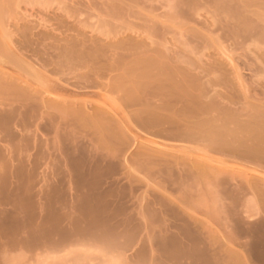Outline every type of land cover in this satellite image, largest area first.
<instances>
[{"label":"rangeland","instance_id":"374dc122","mask_svg":"<svg viewBox=\"0 0 264 264\" xmlns=\"http://www.w3.org/2000/svg\"><path fill=\"white\" fill-rule=\"evenodd\" d=\"M0 76V264H264V0H0Z\"/></svg>","mask_w":264,"mask_h":264},{"label":"bare ground","instance_id":"6f19581e","mask_svg":"<svg viewBox=\"0 0 264 264\" xmlns=\"http://www.w3.org/2000/svg\"><path fill=\"white\" fill-rule=\"evenodd\" d=\"M134 1V0H133ZM122 3H123V1H122ZM221 7H223V6H221ZM111 8V7H110ZM110 8H107V10L108 9H110ZM115 8L116 9H119V8H117V6H115ZM112 9H114V8H111V10ZM111 10H108V14H111V13H113ZM115 11V10H114ZM116 11H118V10H116ZM115 11V12H116ZM220 12V11H219ZM69 14H70V12H68ZM31 16V15H30ZM43 19V18H42ZM41 20V19H40ZM214 21V20H213ZM215 22H218V20H216L215 19ZM213 22H211L210 24L211 25H215L216 26V23H213ZM220 23V22H219ZM218 24V23H217ZM220 25V24H219ZM123 43V42H122ZM124 44V43H123ZM126 45H130V44H126ZM10 48V47H9ZM12 48V47H11ZM71 50V49H70ZM72 52V51H71ZM70 52V53H71ZM82 52V51H81ZM73 53H74V51H73ZM76 53V52H75ZM226 55L228 54V53H225ZM73 55H77V54H72L71 55V57L73 56ZM145 55V54H144ZM77 56H82V55H77ZM229 56V55H228ZM145 57H146V55H145ZM150 57V56H149ZM156 57H158V56H155V58L154 59H156ZM231 58H232V56H230ZM73 58V57H72ZM229 58V57H228ZM143 59V58H142ZM151 59V58H150ZM153 60V59H152ZM159 59H157V61H158ZM231 60H233V59H231ZM159 62H162V61H159ZM137 63V61H135V65H137L136 64ZM231 64H233V63H231ZM139 65H141V64H139ZM144 65H146V62H144ZM157 65H160V64H157ZM162 65H164V62H163V64ZM142 66V65H141ZM237 66V65H236ZM147 67V66H146ZM159 66H157V68H158ZM171 67V66H170ZM238 67V66H237ZM143 68V67H142ZM160 68L161 67H159L158 69L160 70ZM236 67H234V69H235ZM143 69H145V68H143ZM142 69V70H143ZM163 69V68H162ZM141 70V71H142ZM216 70V69H215ZM239 71V70H238ZM161 71H159V73H160ZM165 71H163L162 73H164ZM168 72V71H167ZM176 72V71H175ZM140 74H141V72H139ZM144 73L146 74L147 72H145L144 71ZM157 73H158V71H157ZM158 73V74H159ZM172 73V72H171ZM166 74V73H165ZM175 74H177V73H175ZM12 75V74H11ZM142 75V74H141ZM140 75V76H141ZM162 75V74H161ZM160 74H159V76H161ZM167 75V74H166ZM158 76V77H159ZM170 76V75H169ZM176 76H178V75H176ZM143 77V76H142ZM238 77V76H237ZM139 78V77H138ZM141 78V77H140ZM145 78V77H144ZM154 78V77H153ZM165 78V77H164ZM172 78V77H171ZM177 78V77H176ZM179 78H181V77H179ZM184 78V77H183ZM242 78V77H241ZM143 79V78H142ZM182 79V78H181ZM141 80V79H140ZM139 80V81H140ZM150 81V80H149ZM178 82V81H177ZM177 82H176V85L177 86H179V84H177ZM185 82V81H184ZM215 82V81H214ZM147 83V82H146ZM167 83H169V82H167ZM173 83H174V81H173ZM179 83H181V84H183V82H180L179 81ZM216 83V82H215ZM141 84H144L145 85V83L144 82H142ZM150 84H152V83H149V85ZM186 84V83H185ZM19 85V84H18ZM17 84H16V82H14L13 80H11L9 77H3V76H0V94H5V95H7V96H10V98H6V100H7V102H9V101H12V102H17V101H21V100H27L26 98H28V99H30V97L32 98V96H30V97H26V95H29V93L27 94V91L25 90V92H26V94H25V92H24V89H22L23 87H21L20 88V85L18 86ZM134 85V84H133ZM148 85V86H149ZM173 85V84H172ZM172 85H171V87H172ZM168 86L169 85H167V88H168ZM176 86V87H177ZM181 86H183V87H181ZM181 86H179L178 88H181V89H185L184 90V92L186 93L187 91H189L187 88H186V86H184V85H181ZM25 87V86H24ZM27 87V86H26ZM25 87V88H26ZM146 87V86H145ZM190 87H192V86H190ZM45 88V87H44ZM47 89H45L46 90V92H49V90H50V88L49 87H46ZM128 89L130 88V87H127ZM159 88V87H158ZM161 88V87H160ZM165 87H162V89H164ZM167 88H165V89H167ZM193 88H196V86H194ZM192 88V89H193ZM172 89V91H173V88H171ZM194 90V89H193ZM193 90H191V91H193ZM38 91V90H37ZM131 91V90H130ZM167 91V90H166ZM169 91V90H168ZM165 92L166 93V95H164L165 97H167V96H171L170 95V92ZM195 91V90H194ZM35 93H36V91L35 92H33V94L35 95ZM54 92H52V93H50V95L51 94H53ZM138 93V92H137ZM175 93H176V91H175ZM193 93V92H192ZM195 93V92H194ZM32 94V95H33ZM40 94V93H39ZM39 94H37V95H39ZM128 94V93H127ZM160 93H158V95H159ZM190 94V93H189ZM189 94H188V96H189ZM196 94H198V93H196ZM196 94H194V95H196ZM201 94V93H200ZM203 94V93H202ZM176 95V94H175ZM179 95V94H178ZM57 96V95H56ZM127 96H129V95H127ZM162 96V95H161ZM163 96V97H164ZM34 97V96H33ZM130 97L131 98H133L131 95H130ZM172 97H174V95H172ZM172 97H169V98H172ZM178 97H180V98H182V99H185L186 97L184 96V94H182V96L180 95V96H178ZM168 98V97H167ZM9 99V100H8ZM33 100H34V98H32ZM36 99H38V97L36 98ZM41 99V98H40ZM56 99V98H55ZM173 99H175V97L173 98ZM172 99V100H173ZM182 99H180V100H182ZM42 100V99H41ZM51 100H54V99H51ZM130 100V99H129ZM132 100V99H131ZM171 100V101H172ZM176 100H177V98H176ZM4 101L5 100H3L2 102H0V104H4L5 105V103H4ZM164 101L165 102H167V103H164V102H162V103H164V104H166L168 107H171L172 108V106H174L173 104V102H170L172 105L170 106V103L168 104V101H166L165 99H164ZM31 102H34V101H31ZM40 101H38V103H39ZM190 102V101H189ZM189 102H187V103H189ZM210 102V101H209ZM50 103V102H49ZM206 103H208V102H206ZM210 104H212V103H210ZM214 104H216V103H214ZM161 105V104H160ZM50 106H52V105H50ZM57 106V105H56ZM177 106V105H176ZM181 106V105H180ZM197 106V105H196ZM39 107V106H38ZM184 107V106H183ZM217 107V106H216ZM164 108V107H163ZM166 108V107H165ZM175 108V107H174ZM60 109V108H59ZM173 109V108H172ZM62 110V109H61ZM60 110V111H61ZM64 111V110H63ZM197 111V110H196ZM210 113H212V112H210ZM181 114V113H180ZM201 114V113H200ZM173 115V114H172ZM179 118V117H178ZM214 118V120H217V119H215V117H213ZM174 119V118H173ZM172 119V120H173ZM177 119V118H176ZM170 121V120H169ZM175 122H177V121H175ZM181 122V121H180ZM216 122V121H215ZM259 123V122H258ZM184 124H186V123H184ZM256 124V123H255ZM257 127V126H256ZM182 128V127H181ZM180 128V129H181ZM257 128H259V127H257ZM187 129H189V128H187ZM197 130V129H196ZM199 131V130H198ZM189 133V132H188ZM193 133V132H192ZM197 133V132H196ZM203 133V132H202ZM215 133H219V132H215ZM198 134V133H197ZM204 134V133H203ZM225 134V133H224ZM259 133H257V135H258ZM194 135V134H193ZM205 135V134H204ZM207 135H210L209 133H207ZM215 135H217V134H215ZM220 135V134H219ZM219 135H217V137H219L220 138V136ZM223 135V134H222ZM260 135H262V134H260ZM195 136V135H194ZM212 136H213V134H212ZM254 137H257L256 135H253ZM214 137V136H213ZM209 139V138H208ZM249 139V138H248ZM258 139V138H257ZM210 140V139H209ZM223 140V139H222ZM225 140V139H224ZM262 140V139H261ZM213 141V140H212ZM221 141V140H220ZM226 142V141H225ZM238 142V141H237ZM262 142V141H261ZM229 144V143H228ZM217 145V144H216ZM224 145H226V144H224ZM230 145V144H229ZM234 148V147H233Z\"/></svg>","mask_w":264,"mask_h":264}]
</instances>
